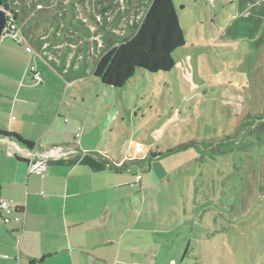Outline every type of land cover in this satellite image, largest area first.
<instances>
[{
  "label": "rangeland",
  "instance_id": "rangeland-1",
  "mask_svg": "<svg viewBox=\"0 0 264 264\" xmlns=\"http://www.w3.org/2000/svg\"><path fill=\"white\" fill-rule=\"evenodd\" d=\"M35 1L41 3L12 0L30 28H39L36 32L26 30L31 38L52 35V29L43 31L55 28L59 19L67 30L74 29L72 15L65 13L78 0H44V8L39 5L40 10L37 9L45 14L41 16L43 23L37 20L38 11L23 7V3L33 6ZM84 1L86 5H81L76 14L77 21H82L77 24L82 28L75 30L78 34L63 27L60 31L75 38L96 31L101 48L106 31L100 25V13L90 4L96 0ZM138 1L129 0V5H122L128 22H141L145 15L148 1ZM175 1L178 6L184 5L179 12L187 36L185 46L175 54L176 67L170 73L138 71L124 88L106 87L101 78L87 76L86 84L95 87L90 96L96 95L103 102V106L99 103L96 108L95 122L107 124V129L103 125L101 128L106 135L102 141L108 146L114 143L109 125L116 123L119 127L113 131L115 143L120 145L128 139L130 145H135L139 140L143 154L150 149L166 152L189 143L185 149L150 157L142 174L148 188L145 200L148 204L154 201L156 208V212L149 213L152 218L157 217L154 221L159 230L169 233L167 238L161 237V242H170L180 255V247H184L183 253L192 242L193 255L183 264H264V126L250 125L259 122L255 118L240 129L248 116L262 115L264 123V42L256 45L250 37L233 40L225 31L237 17H254V12L264 8V0L251 1L242 14H238L239 0ZM3 8L0 0V9ZM9 18L11 27L16 24L14 27L21 30L17 25L22 24L20 19L11 12ZM112 25L116 29V24ZM130 26L126 27L123 18L117 31L122 33L126 29L125 35H130ZM14 40L12 33H5L0 40V90L12 92L10 86L19 87L21 95L32 102L49 100L46 93H30L22 88L24 84L42 87L33 83L29 73L23 77L22 65L34 59V66L43 73L55 69L41 54L29 52L28 46L35 48L34 45L26 42L25 46H18ZM8 56L16 57L20 66H6ZM48 75L52 77L49 72ZM60 84L67 87L66 81ZM74 86L80 87L82 83L77 81ZM11 115L18 116L16 112ZM217 143L224 153L207 152L211 148L206 146ZM125 149L129 147L125 145ZM147 206L146 203V211Z\"/></svg>",
  "mask_w": 264,
  "mask_h": 264
},
{
  "label": "crops",
  "instance_id": "crops-1",
  "mask_svg": "<svg viewBox=\"0 0 264 264\" xmlns=\"http://www.w3.org/2000/svg\"><path fill=\"white\" fill-rule=\"evenodd\" d=\"M110 1L90 4L104 15L103 30L118 33L119 22L126 15L111 12ZM43 15L39 13L38 22L45 21ZM263 30L261 25L255 38L258 42H264ZM25 35L28 45L35 46V54L47 58L55 71L41 72L34 59L28 60L29 66L22 65L23 77L29 73L33 83L42 86L24 84L22 88L46 93L49 100L42 103L21 95L19 87L10 86L12 92L0 90V129L34 143L29 148L13 138H0V200L8 201L11 208L9 213L0 209V264H183L193 255L192 242L183 253L184 247H180L181 255L170 242H161L169 233L160 231L154 221L157 217L149 213L156 212L154 201L148 204L145 200L148 188L142 174L146 156L154 151L143 154L139 140L135 145L128 139L116 144V123L109 125L114 143L108 146L102 141L106 135L101 127L108 126L104 121L96 124L94 113L103 102L90 96L95 87L86 84L90 74L97 77L96 31L79 38ZM6 60L8 67L20 66L16 57ZM77 81L82 86H74ZM14 112L17 117L11 115ZM33 157L45 163L40 175L29 172Z\"/></svg>",
  "mask_w": 264,
  "mask_h": 264
},
{
  "label": "trees",
  "instance_id": "trees-1",
  "mask_svg": "<svg viewBox=\"0 0 264 264\" xmlns=\"http://www.w3.org/2000/svg\"><path fill=\"white\" fill-rule=\"evenodd\" d=\"M39 1H41V3L38 4L37 1H35L33 6L28 3H23V7L24 9L28 7L29 10L33 8L35 11H38L40 10L38 9L39 5H42L41 9H43V3L46 4L44 0ZM144 1L145 0H140L138 2L144 3ZM147 1V6L144 9L145 15L141 19V22L131 23L128 22V16L124 17L125 23L127 25L126 27L131 25L130 27L132 28L133 32L130 35H125L126 29L125 31L123 30L122 33H116L114 31L107 30L106 37L103 40L104 45H102L101 48H97L98 51L96 58L95 75L102 79V82L105 86L121 88L124 87L128 82H131L132 78L135 77L138 71L146 70L153 73H169L176 67L177 61L175 54L177 50L185 46L187 42L186 30L181 23L179 12L180 8H184V5L182 4L178 6L175 0ZM251 1L254 0H239L238 13L242 14L244 11H246L247 8H245V6L248 5ZM128 2L129 0H111L109 3V8L111 12H115L117 13V15H121L124 11L122 5L125 4L127 6L129 5ZM78 3L79 5H76ZM78 3L73 4L71 6L72 10L68 13H65V15H72L73 18L71 21V26L74 29L71 31L67 30L65 26L62 25L61 19H59L56 27L53 28L55 30L52 29L54 32L52 31L51 37H67V34L60 31V27H63L67 32L69 31L75 33L76 35L78 34V32L75 30H80V25L77 24H81L82 21H77L79 17L76 16V14L79 12V10L81 11V5H86V2L84 0H78ZM209 3H214V1L209 0ZM1 4L5 7V9H7V11L13 13V15L16 16V19H20L22 24H20L19 22L17 23L21 27L20 35L27 38L25 35L26 30L34 31V29H37L35 25L30 28L28 23H26L27 19H24V17L21 16L19 10L17 11L18 8L14 7V3H12V0H1ZM106 8H108V6H106ZM38 13L41 12L38 11ZM254 13V17L241 16L234 19V23L231 26L227 27L225 30L229 38L236 39L240 37H250V39L254 41V39L259 36L260 27L261 25H263L262 21H264V8L261 7V9L257 10V12ZM100 15L103 20L100 25H103L102 28L105 30L106 27L104 25V15ZM251 21H255V23L251 24ZM241 28H244V30L241 31ZM60 32H62V35H60ZM80 35L81 34H79V36ZM72 37L74 36H71L70 38ZM14 41L18 45L25 46L26 43H20L16 39ZM255 41L256 45L263 44V41L258 42L259 40L257 41V39H255ZM46 47L44 46V49ZM255 118H257L259 122H253L250 125L264 126L262 115L248 116L242 122L240 129L243 127V125L249 126L247 124V121ZM0 138H13L14 140L28 146L29 148L34 146L33 142L25 140L17 133L8 130L0 129ZM188 145L189 143H186L166 150V152H150L146 156L145 160L150 161V157H161L164 154L166 155L167 153L176 152L179 149H185ZM206 147L209 149L211 148L207 152L214 155H220L224 153V151L221 149V144L219 143L215 145L210 144L209 147ZM1 190L2 186L0 184V196Z\"/></svg>",
  "mask_w": 264,
  "mask_h": 264
},
{
  "label": "built area",
  "instance_id": "built-area-1",
  "mask_svg": "<svg viewBox=\"0 0 264 264\" xmlns=\"http://www.w3.org/2000/svg\"><path fill=\"white\" fill-rule=\"evenodd\" d=\"M3 9H5V7ZM11 24H12V20H10V18H9V11H8V22H7L8 26L6 25V29L4 31V34L5 33H7V34L12 33V34H14L16 36L15 39L17 41H19L20 43L27 42L26 38L24 36L20 35V30L18 31V29L16 27H14L16 24H14L13 27H11ZM7 27H8V29H7ZM47 45L48 44H46L45 47ZM28 50H29L30 53H35V51L33 50V48L30 45L28 46ZM35 78L36 79H40L39 73H35ZM78 136H79V134H78ZM33 158H31V160L29 161V166H28L29 172L30 173H36V174L40 175V174L43 173V171L45 169V163L41 159H36L35 160V158H34V160H33ZM0 209L3 210V211H6L7 213H9L11 211L10 203L8 201H6V200H3V199L0 200ZM4 221H7V219L4 218Z\"/></svg>",
  "mask_w": 264,
  "mask_h": 264
},
{
  "label": "water",
  "instance_id": "water-1",
  "mask_svg": "<svg viewBox=\"0 0 264 264\" xmlns=\"http://www.w3.org/2000/svg\"><path fill=\"white\" fill-rule=\"evenodd\" d=\"M8 22V11L7 9H0V40L4 35L6 25Z\"/></svg>",
  "mask_w": 264,
  "mask_h": 264
}]
</instances>
